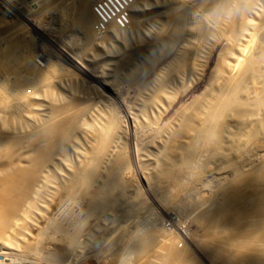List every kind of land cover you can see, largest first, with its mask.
I'll use <instances>...</instances> for the list:
<instances>
[{"label":"rangeland","instance_id":"obj_1","mask_svg":"<svg viewBox=\"0 0 264 264\" xmlns=\"http://www.w3.org/2000/svg\"><path fill=\"white\" fill-rule=\"evenodd\" d=\"M84 1L91 4L93 2L91 12L97 21L93 24L97 38L91 41L86 39L76 23L75 12L79 0H0V49H4V45L7 49L15 41H27L28 44L30 41L32 45L28 55L33 63L30 67L32 71L29 68L30 71L23 72L18 80L12 79L3 83L8 90L5 89L7 100L0 103V131H5L7 135L14 134L22 140L19 145L21 148L17 147L20 150L11 149L10 146L0 152V173L3 171L2 174H5L6 170L3 168L10 170L7 173L13 172L15 167L19 170L34 169L31 182L24 185L21 213L17 216L24 217L22 223L26 224L31 219L29 214L27 216V210L32 205L45 216L44 220L47 219V222L39 223L36 229L22 230L20 227L22 231L19 233V226L14 227V224L21 223L20 217V220L17 216L13 219H16L14 224H7L14 228L13 233L7 230L10 227L5 228L8 233L0 236V264H57L50 257L54 248L53 241L54 238L59 239V235L65 231L75 237L72 252L69 253H74L73 259L78 261L77 264H120V260L129 254L131 242L140 240L152 231L160 232L158 243L161 244H157L153 252L161 250L163 242L166 241L178 250L186 249L199 264H222L218 255L202 244L206 235L202 232L204 237L201 236V228L198 223L195 224V218L214 210L225 199L224 194L234 177L232 167L247 171L264 159V150L260 147L264 144V134L261 132L256 133L255 140L245 139L237 149L230 138L232 134L240 131L237 126L240 119L247 126L250 123L253 128L257 123H262L264 107L258 111V115H251L250 111H246L241 116H236L239 119L229 118L228 123L226 122L228 133L225 130L219 136L220 141L217 140L219 143L214 142L219 147L216 145L213 148L214 143L205 147L199 145L197 152L192 154L193 157L190 156L192 158L187 157L184 147L190 143L192 135L184 131V125L188 117H193L192 112L197 102L218 87L222 78L219 74L226 72L227 76H234L240 60L249 57L251 50L255 49L254 46L250 47L252 49L246 47L247 41L253 40L248 34L251 32L248 24L246 26L245 21L238 23L237 20L250 0H112L113 3L107 7L109 13L115 15L120 14L123 9L126 10L119 20V16L116 18L119 27L115 24L112 26L113 23L110 22L106 23L108 15H105L108 19L103 21L95 15L96 5L103 0ZM257 2H261V7ZM255 4L260 12L262 9L264 18V0H258ZM228 6L229 15H226L227 12L224 11ZM258 7L255 10H259ZM175 10L184 13L185 28L174 44L169 48L163 47L166 49L164 51L159 41L162 42L170 29V20L178 12ZM19 13L32 17L37 29L45 32L53 42L50 38L48 40L47 35L32 30ZM133 13L138 15L136 25H131ZM250 15L256 17L254 13H249L250 20ZM100 17H103L102 13ZM254 17L252 20L258 23ZM230 19L232 22L234 20L233 24L237 20V24L231 26V21L228 24ZM225 20L228 22H224ZM122 21L127 24L124 28H121ZM110 26L120 31L118 36L111 37L108 34ZM251 44L253 45L252 42ZM54 45L68 54L72 52L77 55L82 59L81 63L78 60L83 67L63 56ZM17 50L21 52L18 48ZM145 59H148L147 62H144ZM222 59H226L230 67H226L227 70L224 68V71L220 69ZM261 65L260 68H264V64ZM34 70L39 71L36 74ZM38 72L50 74L46 80L48 82L31 90L24 87L26 91H20L22 81L36 79ZM255 74L256 78H250L252 80L247 82L245 96L258 95L260 92L258 88L262 85L260 82L264 81V70ZM90 75L97 77L95 79L102 84L92 80ZM62 118H66L65 123L68 121L70 124V127L65 124L68 131L59 130L60 135L64 133V138L58 134L61 140L59 137L57 141L55 139L56 147L34 168V164H37L35 158L39 153L37 150L43 144L38 141L39 134L47 127L60 125L59 120ZM93 120H110L114 124L111 147H107L101 156L94 179L84 192L86 195L82 193L81 196L79 193L70 197L63 196L61 191L59 194L58 190H50L57 193L55 196H61L59 204L51 210L52 201H46L45 198L36 200V196L40 197L45 178L57 171L62 176L61 180L64 176L69 179L85 154L89 155L88 138H92V133L86 131L88 128L85 127ZM50 122L51 125L55 123L51 126ZM61 122L63 125L60 126L64 128L63 120ZM176 136L180 140L176 141ZM243 138L244 136L240 137L239 142ZM60 150L67 153V160L59 159ZM16 161L19 165H14ZM113 185V200L89 217L85 209L89 196L104 191L103 188L106 187L114 189ZM55 188L58 186L55 185ZM15 229L18 230L15 232ZM215 244L219 245L217 248L223 249L221 244ZM87 245L90 247L88 250ZM216 247L215 250H219ZM159 254L161 255L158 253V256Z\"/></svg>","mask_w":264,"mask_h":264},{"label":"bare ground","instance_id":"obj_2","mask_svg":"<svg viewBox=\"0 0 264 264\" xmlns=\"http://www.w3.org/2000/svg\"><path fill=\"white\" fill-rule=\"evenodd\" d=\"M233 1L235 2L236 0H232V2ZM256 1H258V0H250V3L247 4L244 11L242 12V15L239 16L240 18L237 19L239 21L238 23L245 21L246 26L248 24V27L251 30V32H249L248 34L251 36V38H253V40L247 41L246 47L250 48V47L254 46L253 48H255L256 50L250 48V49H252L251 52L253 50H255V52L253 51L252 55H251V52L250 53L248 52L249 57H247L246 59L244 58L243 60H240V62L238 63V71L236 72L237 74L235 73L236 76L234 75L232 77H229L225 74L226 72L219 74V76H222V78L220 79L218 77L220 79V84L218 85V87H215L213 90H211L208 93V95H206L204 98H202L200 101L197 102V104L195 105L193 112H192V116H193L192 118L191 117H188L189 119L186 118L187 120H186V123L184 125L185 126L184 131L187 134L192 135V138L190 139V143L188 142L189 144L184 146V147H186L185 150L187 151L188 155L187 154L186 155L188 158L193 157L192 154H194V151L197 152L196 149L199 147V145H200V147H202V146L205 147L207 145H210L211 143L213 144L215 141L218 142L217 140H219L220 134L224 133L225 130L227 132V130L229 128V127L227 128V125H226L228 123L227 121L230 120L229 118L235 119L236 116L239 117L242 115V113H244L246 111H248V113L250 111L251 115H252V113L254 115H258V111L259 110L261 111V108L264 107V81L260 82L262 85H261V87L258 88V90L260 91L258 93V95L251 96L248 94L247 96H245V92L247 91L246 88H247L248 83H249L248 81L252 80L250 78L255 77L256 72L258 74V72H260L262 69L264 70V68H262V67H261L262 69L260 68V66H262L261 64L262 63L264 64V18L262 17V14H263L262 9H261L262 14H261L259 7L255 4ZM111 2H112V0H103L102 2L99 3L101 5H99L97 3L98 5H96V7L95 6L94 7H95V13H96L95 15L101 21H103L105 19L107 20L108 16H109V19L106 21V23L107 24L109 22L113 23L112 26H114V24L117 25L116 18L119 16L118 17V20H119L123 16V14L126 10L123 9V11L120 14H115V15L112 13H109L107 11V7H108V5H110ZM125 2H127V1H125ZM5 3H6V1H5ZM78 3L79 4L77 5L76 12H75L76 23L82 29L83 34L87 40L91 41L93 39H96L97 37H95L96 34L93 30V24H94V22H97V21H95V16L91 12V5L93 4V2L91 4L90 2H87L84 0H79ZM257 3L259 5L261 2L260 3L257 2ZM253 5H255V7ZM232 6H230V8ZM259 6L261 7V5H259ZM256 7H258L259 10H257V9L255 10ZM115 8H117V7H115ZM119 9H120V7H119ZM133 9H134V7H133ZM225 9H226V11H224V12H227V10L229 9V6H228V8L226 7ZM13 11L16 12L15 9ZM134 12H135V10H134ZM16 13H18V12H16ZM100 13H102L103 19L100 17ZM249 13H254V15L256 17H254V16L253 17H254V19L256 18L258 23L256 21L252 20L253 17L251 15H250L251 20L248 19ZM19 14H20L21 18L24 20V22H26L32 28V30H35L36 32L38 31L41 34L45 35L44 34L45 32H42L41 30L39 31V28L37 29L35 22L31 19L32 17L29 18V17L22 15L21 13H19ZM19 14H18V16H19ZM105 15H108V16H105ZM226 15H229L228 12L226 13ZM137 16H135L133 13V15L131 16L132 17L131 18V23H132L131 25L138 24ZM233 16L236 19L235 15H233ZM185 19L186 18H185L184 13L180 10L174 14L172 19L170 20V22H171L170 29L166 32V35L164 36V38L162 37L163 38L162 42L159 41V45H160V47L162 46V49L164 46H165V48L166 47L169 48L170 45H172V43L178 37H180V35L183 34V31L185 28V22H184ZM224 19H226V17H224ZM231 20L232 19H230L229 22L227 21L228 24L230 23ZM237 20H235L236 24H237ZM224 22H226V20ZM233 22H234V20H233ZM233 22L231 21V24H232L231 26H235V23L233 24ZM96 25H97V23H96ZM96 25L94 26V29H95ZM126 25L127 24H125L122 21V27L121 26L120 27L124 28ZM240 26L242 27V25H240ZM110 28H111V30H108L109 31L108 34H110L111 37H115V36L119 35L120 31L118 29H116L115 27H111V26H110ZM16 33L18 34V32H16ZM46 33H48V32H46ZM20 35H23V34H20ZM110 35H107V36H110ZM102 36H104V35H102ZM85 37H84V39H85ZM47 38L49 40L50 37L47 35ZM103 38H106V37H103ZM110 39H112V38H110ZM50 40H51V42H53L52 38H50ZM106 41H108V40H106ZM251 42L253 43V45L251 44ZM14 43L15 44L10 43L11 45L9 44L10 47H7V49H5V45H4V49L3 48L0 49V103L1 102L3 103L4 99L7 100L5 98L6 97L5 94L7 92H5L6 88H5V85L3 83H5L7 80H12V79L18 80L19 78H21L23 72H27L28 70L30 71V69L32 71V68H30V67H32L33 63H31V60L29 59V55H28V53L31 52V51H29L31 48V45H32L31 42L29 41V44H28L27 41H26V43L23 41L22 42H20V41L16 42L15 41ZM19 46H22L23 50L21 49V47L19 48ZM54 46L62 52L63 56H65L69 60H72V62L74 61L75 63H78V64H79V60H80V63L82 62V59H80L77 55L73 54L72 52L68 54L67 52L64 51V49L61 50L59 46H57V45H54ZM17 48L19 50L21 49L20 50L21 52H19L17 50ZM65 49H67V47ZM157 50H159V49H157ZM163 50H162V52H164L166 49L164 51ZM158 52H161V50H159ZM135 55H136V53H135ZM137 55H139V54H137ZM160 56H161V54H160ZM148 57H149V55H148ZM134 58H136V57H134ZM146 58H147V56H146ZM151 58L154 59L153 57H151ZM147 60L145 59L144 62L145 61L147 62ZM226 61H227L226 59L225 60L222 59V61L220 62V69L221 70H223L224 68L226 69V67L230 68ZM79 65L81 66V64H79ZM81 67H83V66H81ZM181 69H180V71H181ZM37 71H39V70L35 71L36 74H37ZM180 71H179V73H180ZM35 72L33 74H35ZM44 72H42V73L38 72V76L36 79L31 80L28 78L29 81L27 79H26L27 81H25V80L22 81L23 83L21 84L22 86L20 87V91L21 90L26 91V89L31 90V88L32 89L36 88L35 86H39L40 84L41 85L44 84V82H48L46 80L51 75L47 74V72L46 73H44ZM26 77L27 76L25 74V78ZM90 78L93 80L97 77L94 78V76L91 77V75H90ZM95 81H97L98 83H101L97 79H95ZM24 87H27V88L24 89ZM6 90H8V89H6ZM12 90H14V89H12ZM249 96H251V97H249ZM10 98H11V96H10ZM64 112H65V110H64ZM233 114H235V115H233ZM65 119L62 118V120L64 122V128H63V126H60L62 124V122H61L62 120L58 119L59 122L61 123L60 125L57 124L60 127L55 125L56 127H58V129L56 127H47V129H45L41 134H39L40 136H39L38 141H41V143H43V144H42L41 149L39 148L40 150H37L39 153H37V155H36L35 161L37 162V164L36 165L34 164V168H36L38 165H40L45 160L47 153L48 152L50 153V151L53 150L54 147H56L54 145L57 144L56 141L58 140V137L60 135L59 130L61 131L64 129V130L68 131L67 128L65 129V124H69V123H67L68 121L65 123ZM233 119H231V120H233ZM237 119H239V118H237ZM58 120H56V121H58ZM67 120H68V118H67ZM69 120L71 121L72 119L69 118ZM263 121H262V123L261 122L257 123L256 124L257 126L253 128L252 126H250V123H249V126H247L245 124L246 122L242 123L241 119H240V122L237 125L240 127L239 128L240 131H238L239 133L237 132L238 134L234 133V135L232 134L230 136V138L233 142V145L234 146L236 145V149L240 148V146L245 142V139L246 140H255L256 133L261 132L262 134H264V122ZM112 122H113V120H112ZM235 122H238V121L235 120ZM53 123H55V122H53ZM53 123H52V125H53ZM112 124L113 123H111L110 120H108L107 122H105V121L104 122L103 121L98 122V121L93 120L92 122L88 123L86 125L87 127H85V128H88V130L86 129V131H88V132L91 131V133H92V135L90 134V136H92V138L91 139L88 138L89 142H90V149L88 150L89 155L87 153L85 154L81 164H79L75 168V170H73V172L70 174V178L67 177L69 179H65L64 178L65 176H64L63 180H61V178H60L61 175H59V173L57 171H55L53 173V175H50L47 178L44 177L45 182L43 181L44 185H43L42 192L40 193V191H39L40 197L37 198V196H36V200H42L45 198L46 201H52L51 202V205H53V207L51 206L52 207L51 210H52L57 204H59V201L61 200V196H55L57 193L54 194L53 192H50V190H56V191L58 190V192L61 191V194L63 196L68 195V196L72 197L74 195H79V193L82 196V193L85 192L87 187L91 185L90 183L94 179V176L96 174V170L98 167V163L101 160V156L104 154V152H106L107 147L110 146L111 139H112V132L114 130V128H113L114 124H113V126H112ZM50 125H51V122H50ZM72 125L73 124H71V126ZM69 127H70V124H69ZM182 130L183 129H181V131ZM184 131H182V132H184ZM61 133H63V132H61ZM229 133H230V130H229ZM66 134H67V132H66ZM71 134H74V133H71ZM9 135L10 134L7 135V133H5V131H0V152H4L6 149H9L10 146H11V149L12 148H15V149L21 148V146L19 147V145H20V141L22 139L21 140L18 139V137H16V135H14V134L10 135V136ZM179 135H181V134H179ZM61 136L64 138V136H65L64 133H63V135L61 134L60 137ZM242 136H244V138L242 139V141L239 142V138ZM60 137H59V139H60ZM87 137H88V135H87ZM175 138H177L176 141H178V139H179L178 136H176ZM182 138H183V136H182ZM189 138H190V136H189ZM55 139H56V141H55ZM183 140H185V139H183ZM54 142H56V144H54ZM218 143H216L217 146L219 145ZM214 145H215V143H214ZM214 145H212L213 148L216 147V145L215 146ZM233 145L231 148L234 147ZM61 147H63V145ZM260 147L264 150V144H261ZM18 150H20V149H18ZM63 151H64V149H63ZM63 151L60 150L61 153L59 152V154H58L60 157L59 159H66L67 160V158H68L67 153L63 152ZM13 155H14V153H13ZM191 155H192V157H190ZM15 156H16V153H15ZM49 161H50V159H49ZM62 162H64V161L62 160ZM65 162H67V161H65ZM54 163H56V162H54ZM15 164H17V161H16V163H14V165ZM11 165H12V163H11ZM17 165H19V164H17ZM254 166L255 167L253 169L243 171L242 168L241 169L239 167L235 168V166L233 168L231 165V167L234 171L232 176H234V177H232L233 178L232 182H230V185H228L230 188L228 187L227 191L224 194L225 199L222 200L221 202H219V204L216 207H214V210H210L211 212L208 211L207 214L206 213L200 214L199 216H197L195 218V224L197 225V223H198V225H200L198 227L201 228V236H203L202 232L204 235H206L205 237L203 236L204 238L202 237L205 240V241L202 240V244L204 243L203 244V245H205L204 247L211 250V252L212 251L215 252V254L218 255V259H220L221 262H223L222 264H249V263L262 264V261L264 260L263 259V255H264V159L262 161H260V163L257 164V166L256 165H254ZM7 167H10V169H12L11 166H9V165ZM16 168L17 167H15V169L13 168V170H12L13 172H10V173L6 172L9 169L3 168L6 170L5 174L4 175L2 174L3 171H2V173H0L2 175V176H0V236L3 235L5 232L8 233V231H6L5 228L7 229L10 227L11 229H7V230H9V232L11 230V232H12V229L14 227L19 226L18 227L19 231H17L19 233L21 229L22 230L23 229H29V228L36 229V228H38L36 226H38L39 223L47 220V219L44 220L45 216H43L40 213V211H38V209H36L34 206L31 205L29 207V209L27 210V216L29 214V217L31 219L29 218L30 220L28 222L26 221V224H25V223H22L25 220L24 217L19 216L21 219V223L20 224L19 223L14 224V221L16 219L14 221H13V219L17 216V214L19 215V212L21 211L20 209H21L23 195H24V191H25L24 185L31 182V179H32L31 175H32L33 170H34V169L19 170V168H17V169ZM56 174L59 177H57ZM59 180H61V181H59ZM59 182H61V183L63 182V183L59 185L58 184ZM55 185L58 186L57 189L55 188ZM113 187H114V185H113ZM106 188L105 189L103 188L104 191H100L94 195L89 196V199L87 202L88 204H86L87 206L85 205L86 206L85 209L87 212L86 214L89 217L91 214L99 212L98 209L102 208L104 205L108 204L109 202H111L113 200V197H114L113 193L115 192V187H114V189L111 187H110L111 189H108L109 188L108 187L107 188L108 190H106ZM113 190H114V192H113ZM39 193H37V195H39ZM59 194H60V192H59ZM25 199H26V197H25ZM33 199H35V198H33ZM38 204L39 203H37V206H38ZM41 204H44V203H41ZM51 210H50V212H51ZM24 216H26V214H24ZM19 217L17 216L18 219H19ZM12 222L14 224V227L10 226ZM7 224H10V225H7ZM46 224H44V225H46ZM20 227H21V229H20ZM18 229H15V232ZM202 229H203V231H202ZM59 234H60V232H59ZM71 234H73V233H71ZM71 236L72 235H70L69 231L68 232L65 231V233H62L59 235V237H60L59 239L54 238V241H53V247L54 248L52 249L53 250L52 253L50 252L51 253L50 257H52L53 258L52 260H54L57 264H71V262L72 263L74 262V264L78 263V261L76 262V260L73 259V257L75 256L74 253H69V252H72V249H73L72 248V242H73V239L75 238L74 236H72V237ZM88 237H89V235H88ZM159 237H160V232L152 231V232L147 233L140 240L131 242L132 244L129 245V248L127 247L129 249L128 250L129 254L127 252L128 255L124 256V258L122 260H120L121 261L120 264L121 263L122 264H152L153 262L157 263V261H159L158 264H199L193 259L191 254L186 249L178 250L177 248L173 247L174 245H172L170 242H166V241L163 242L162 249L159 251H154L155 252L154 253L152 250L154 248H157V244H160V243H158V242H160L158 240V239H160ZM215 243L221 244V247L223 249L221 250L220 248H217V247H219V245H216ZM214 247H216L219 250H215ZM88 249H90V247L87 245L86 250H88ZM158 253H161V255L159 254V256H158ZM149 254H150V256H149ZM88 255L89 254H87V256ZM146 255H148V256H146ZM153 256H155V257H153ZM106 257L107 256H105V258ZM118 257H120V256H118ZM156 257H158V258H156ZM31 264H37V263H31Z\"/></svg>","mask_w":264,"mask_h":264}]
</instances>
